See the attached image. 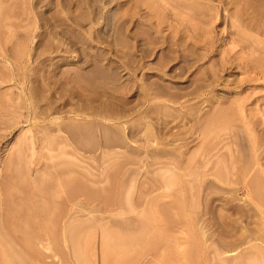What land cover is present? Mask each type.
Segmentation results:
<instances>
[{
	"label": "rangeland",
	"instance_id": "1",
	"mask_svg": "<svg viewBox=\"0 0 264 264\" xmlns=\"http://www.w3.org/2000/svg\"><path fill=\"white\" fill-rule=\"evenodd\" d=\"M263 157L264 0H0V264H264Z\"/></svg>",
	"mask_w": 264,
	"mask_h": 264
},
{
	"label": "bare ground",
	"instance_id": "2",
	"mask_svg": "<svg viewBox=\"0 0 264 264\" xmlns=\"http://www.w3.org/2000/svg\"><path fill=\"white\" fill-rule=\"evenodd\" d=\"M194 118H195V117H194ZM192 120H193V119H192ZM195 123H196V122H195V119H194V123H193V124H195ZM261 157H262V156H261ZM259 159H260V157H259ZM263 159H264V157H263ZM256 162H257V161H256ZM260 162H261V161L258 160V163H260ZM263 162H264V161H263ZM258 166H259V164H258ZM256 169H257V168H256ZM259 169H260V166H259ZM262 170H264V169H261V171H262ZM257 171H259V170H257ZM258 184H259V183H258ZM254 187H255V185L253 186V188L250 189V191H251L252 189H254ZM255 190H258V189L255 188ZM259 190H261V189H259ZM247 192H248V191H247ZM252 192H255V191H252ZM256 192H257V191H256ZM256 192H255L256 196H258V195L260 196V194L257 195ZM260 193H261V192H260ZM250 194H251V193H250ZM252 195H253V194H252ZM252 195H251V196H252ZM247 196H248V195H247ZM254 196H255V195H254ZM258 198L261 199V197H258ZM258 198H256V199L258 200ZM263 198H264V197H263ZM263 198H262V200H263ZM257 200H256V201H257ZM256 201H255V199H252V198H251V203L254 204L255 206H257V207H259V208L264 206V205H262V204H264L263 201H260V202H263L262 204H259V202H256ZM254 205H253V206H254ZM255 206H254V208H255ZM254 208H253V209H254ZM259 208L257 209L258 213H259ZM255 209H256V208H255ZM260 209H261V208H260ZM263 210H264V207H263ZM261 211H262V210H261ZM263 212H264V211H263ZM259 214H260V213H259ZM258 216H259V215H258Z\"/></svg>",
	"mask_w": 264,
	"mask_h": 264
}]
</instances>
